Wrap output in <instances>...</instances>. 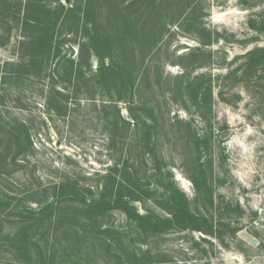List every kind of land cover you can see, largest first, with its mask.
Returning <instances> with one entry per match:
<instances>
[{"label":"rangeland","instance_id":"374dc122","mask_svg":"<svg viewBox=\"0 0 264 264\" xmlns=\"http://www.w3.org/2000/svg\"><path fill=\"white\" fill-rule=\"evenodd\" d=\"M76 1L80 3L48 0L40 10L35 4L27 7L26 0L0 7V133L21 124L31 142L27 155L13 158L16 147L7 152L8 144L0 141V152L8 154L0 163V195L37 212L70 194L56 188L64 181L77 190L89 189L90 195L79 194L88 204L92 195L99 198L109 169L116 166L113 197L126 166V184L149 191L142 201L132 202L136 213L168 217L169 198L173 192L178 200L183 194L189 211L205 216L204 228L211 233L162 225L155 234L142 235L119 210L89 221L83 212L75 213L82 198L64 199V214L55 224L48 227L43 221L48 211L34 215L39 221L31 230L40 235L35 237H41L39 242H47L52 263L49 253L42 260H26L9 241L0 243V264H128L143 259L264 264V62L248 57L264 48V0H109L123 15L138 19L147 8L165 25L162 37L155 35L143 61L132 67L140 84L134 101L138 97L142 103L135 113L146 121L137 127L123 102L117 107L130 125L118 119L102 85L93 94H75L67 82L83 37L80 20L71 15L64 24L60 20ZM54 15L59 20L51 48H36L26 23ZM116 23L111 21L112 28ZM35 59L43 68L35 67ZM87 66L94 73L98 60L87 55ZM47 104L62 106L65 115ZM16 214L0 211V231L8 234L19 226ZM221 221L225 227L210 229L211 222Z\"/></svg>","mask_w":264,"mask_h":264},{"label":"trees","instance_id":"16d2710c","mask_svg":"<svg viewBox=\"0 0 264 264\" xmlns=\"http://www.w3.org/2000/svg\"><path fill=\"white\" fill-rule=\"evenodd\" d=\"M47 1L48 0H26L25 4L27 7L31 4H35L36 9L40 10L47 5ZM134 1L144 2L145 0ZM134 1L130 6L135 5ZM11 2L12 0H0V7L2 8L5 6L10 8L12 7ZM157 2L160 3L161 1L153 0V4ZM174 7L177 8V6ZM143 9H145L146 12L143 16H139L138 19L133 16L123 15L121 12L117 11L115 6H112L109 3V0H80V3L76 1L71 8H68L63 13V17L60 20V25L64 24V18H68L70 15L74 17V20H80V33L83 37L79 42V61H77L75 67L71 68V70L66 73V79H68L67 82L73 83L72 91L75 94H93V92L100 89L99 87L102 85L106 92H110L109 102H111V107L116 111L118 119L124 125H130V121L121 117L120 111L117 107L118 103L123 102L126 104L125 110L132 118L135 127L139 126L140 123L146 125V121L145 118L143 119V117L137 116L135 113L138 110L135 106H142V103L138 97L137 100L134 101V94H138L140 84H137L135 71L132 67H136L138 63L143 61L144 52L146 49L151 48L155 41V35L159 38L162 37V31L165 26L163 23H159L160 20L156 18L157 14L153 19V13L147 8ZM101 10H111L112 14L106 15L105 13V15H102ZM48 18V20L42 18V21H39V18L36 16L32 22H28L29 24L26 23V25L33 30L30 41L36 48L50 47V42L52 41L51 37H53V29L55 28L59 17L54 15V17L48 16ZM114 19L118 21V23H116L118 27L116 28H112L113 24H111V21H114ZM159 27L162 29L158 32ZM67 34H72V32ZM75 34H77L76 31ZM200 43L203 46L207 45L204 40H201ZM87 55L90 56V58L95 57L98 60V66L94 73L91 72V66H87ZM249 56L252 58L250 60L253 62H264V48H258L255 51L249 52L248 57ZM35 60V67H40V69L43 68L42 61L38 62L37 59ZM54 94L59 97L65 96L63 93L57 91H54ZM92 94H89L90 97H92ZM107 105L108 104L105 103L102 106L103 110H105L106 118L109 117L108 112H106L107 108H109ZM48 109L54 110L60 116H63L65 115L64 113H66V110H64L62 106L56 109L49 104ZM27 131V128L19 124L17 128L14 127L11 131L6 132L3 130V133H0V141L8 144L6 147L7 152L10 147H16L17 152L13 158L18 155L24 157L31 150L30 136ZM2 137L3 139H1ZM6 151L0 152V163L4 162L6 159V156L8 155ZM123 170L124 172H127L126 166ZM124 172L121 171L123 180L119 178L116 194L112 197V184L115 183L118 168H116V166L110 168L109 174L105 177L106 182L101 189V195L99 198H94L92 195L88 204L86 203L84 196L79 194L84 193L87 195L89 192L88 194L90 195L91 191L89 189L84 190L80 188L77 190L75 189L76 185L71 186L64 181L56 188L62 193L70 192V194H64L63 197H61L62 201H60V204L57 205L55 203V205H45L37 212L29 208L21 207L16 203H11L13 199L9 196L0 195V211L7 216L12 213H17L16 216L22 220L13 232L6 234L2 230L0 231V243L2 244L10 241L12 245H16L14 247L16 251L27 256L26 260L32 258L42 260L41 258H45V254L49 253L51 255L48 257L47 261H50L51 259L50 263H52L51 256L54 254L51 253L50 250H47V242H44L45 240L39 242L41 237H35L40 235L36 232L31 233V230L36 226L35 223L39 221L34 215H44V213L50 211L48 215L43 217V221H45L46 224H48V227H50L59 220L60 214H64L63 210L60 208L64 199L79 198H82V201L79 203L80 207L75 210H80L75 213L80 214L83 212L81 215L85 214V220L92 221V217L95 220H104L106 219L105 217L109 216V213L119 210L126 215L128 220H133L135 222L138 234L152 235L155 234L156 231H159L162 225H165L166 228H172L173 231L174 229H186L210 235L211 232H208L207 229L204 228V225L208 224L207 219L201 214L194 215L189 211L190 202H188V199H186L183 194L178 197L179 200L175 197L176 194H174V192L173 196L169 198V204L172 206V211L171 213H168V217L157 216L149 212L142 215L136 213L132 202L142 201L148 196L149 191L145 190L144 187L141 189L140 187L135 189L129 187L124 180L126 174ZM201 177H204V173L201 174ZM196 181L197 180L194 179L192 180V182L197 185ZM207 194L208 191H206L205 188V198L207 197ZM195 200H198V198L196 197ZM214 227L215 229H220L225 227V224L222 221L217 224L211 222L210 229H214ZM42 243H45V246ZM34 247L37 248L36 251L33 250ZM133 255L136 259L135 254ZM123 263L120 262L117 264ZM128 264H164V262H145L143 259L140 261L134 260V262Z\"/></svg>","mask_w":264,"mask_h":264}]
</instances>
